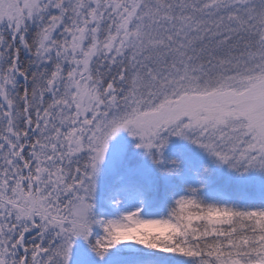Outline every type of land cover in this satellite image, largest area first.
I'll list each match as a JSON object with an SVG mask.
<instances>
[{
  "label": "snow or ice",
  "instance_id": "obj_1",
  "mask_svg": "<svg viewBox=\"0 0 264 264\" xmlns=\"http://www.w3.org/2000/svg\"><path fill=\"white\" fill-rule=\"evenodd\" d=\"M0 264H264V0H0Z\"/></svg>",
  "mask_w": 264,
  "mask_h": 264
}]
</instances>
